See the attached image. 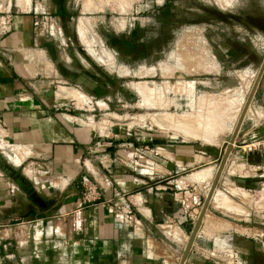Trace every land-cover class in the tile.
Instances as JSON below:
<instances>
[{"label":"crops","instance_id":"1","mask_svg":"<svg viewBox=\"0 0 264 264\" xmlns=\"http://www.w3.org/2000/svg\"><path fill=\"white\" fill-rule=\"evenodd\" d=\"M73 8L70 0H0V152L17 171L0 176L4 264H180L236 129L233 109L224 127L207 132L211 140L149 133L151 149L125 153L135 144L80 123L68 108L73 89L89 86V57L102 63L97 54L114 53L92 44ZM228 43L219 49L224 75L260 57L251 59L244 41ZM210 96L234 102L228 92ZM254 101L184 264H264V72ZM87 183L99 193L88 201Z\"/></svg>","mask_w":264,"mask_h":264},{"label":"rangeland","instance_id":"2","mask_svg":"<svg viewBox=\"0 0 264 264\" xmlns=\"http://www.w3.org/2000/svg\"><path fill=\"white\" fill-rule=\"evenodd\" d=\"M70 2L73 15L86 18L84 33L92 44L114 49L110 55L97 54L102 65L89 57L91 67L83 71L89 86L74 87V100L68 105L77 121L93 124L103 133H116L121 144L135 145L144 143L149 133L157 139L200 136L211 140L207 132L226 125L231 107L236 128L259 74L253 65L264 54V0ZM227 39L235 47L244 41L251 59L260 52L248 71L224 75L225 69H219L224 63L219 49ZM105 83H109L106 88L93 87ZM223 92L234 102L210 96ZM179 94L190 99L178 100ZM253 105L258 102L252 99L247 118ZM11 171L0 152V176L16 179L17 171L15 175ZM12 194L19 198L21 193L13 190ZM7 250L8 246L0 245V264L5 263Z\"/></svg>","mask_w":264,"mask_h":264},{"label":"water","instance_id":"3","mask_svg":"<svg viewBox=\"0 0 264 264\" xmlns=\"http://www.w3.org/2000/svg\"><path fill=\"white\" fill-rule=\"evenodd\" d=\"M263 72H264V61H263L262 67H261V69H260V71H259V74H258V76H257V78H256V80H255V83H254V85H253V88H252V90H251V92H250V95H249V97H248V99H247V102H246V104H245V107H244V109H243V112H242V114H241V117H240V119H239V121H238V124H237V126H236V129H235V131H234V134H233V136H232L230 142H229L228 145H227V148H226L225 153H224L223 160H222V162H221V164H220V167H219V169H218V173H217V175H216V177H215V179H214V181H213V183H212V186H211V188H210L209 194H208V196H207V198H206V201H205V203H204V205H203L202 211H201V213H200V215H199V217H198V219H197V221H196V223H195V225H194L193 231H192V233H191V235H190V238H189V241H188V243H187V245H186V248H185V251H184V254H183V256H182V260H181L180 264H184L185 261H186V259H187V256H188V254H189V252H190V249H191V247H192V245H193V242H194V240H195V237H196V235H197V232H198V230H199V228H200V226H201V223H202L203 217H204V215H205V213H206V210H207V208H208V205H209V202H210V200H211V197H212V195H213V193H214V191H215V189H216V186H217V183H218L219 177H220V175H221V172L223 171V168H224L225 163H226V161H227V159H228V157H229V154H230V153L232 152V150H233V146H234L235 138H236V136H237V134H238V131H239V128H240L241 123H242V121H243V118L245 117V114H246V112H247V110H248V108H249V106H250V104H251V101H252V99H253V97H254V95H255V92H256V90H257V87H258V85H259V82H260V79H261V77H262Z\"/></svg>","mask_w":264,"mask_h":264},{"label":"built area","instance_id":"4","mask_svg":"<svg viewBox=\"0 0 264 264\" xmlns=\"http://www.w3.org/2000/svg\"><path fill=\"white\" fill-rule=\"evenodd\" d=\"M151 148L152 147L148 142H144V143L139 144V145H132V146L123 145L121 147V150H124L125 153L131 155L132 157L139 158L140 156L143 155L145 150L151 149ZM86 190H87V198H89L91 196L96 198L99 194L97 189L93 186H90V187L86 186ZM109 207H110V209H112L113 211H115L116 213H119V214L124 211L121 207H113V205H111V204L109 205ZM127 213H128V215L134 214L133 210L131 208H128Z\"/></svg>","mask_w":264,"mask_h":264}]
</instances>
